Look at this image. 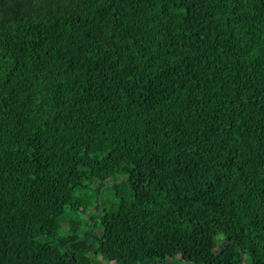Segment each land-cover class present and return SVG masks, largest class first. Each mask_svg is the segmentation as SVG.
<instances>
[{
  "label": "trees",
  "instance_id": "trees-1",
  "mask_svg": "<svg viewBox=\"0 0 264 264\" xmlns=\"http://www.w3.org/2000/svg\"><path fill=\"white\" fill-rule=\"evenodd\" d=\"M174 261L264 264V0H0V264Z\"/></svg>",
  "mask_w": 264,
  "mask_h": 264
},
{
  "label": "rangeland",
  "instance_id": "rangeland-1",
  "mask_svg": "<svg viewBox=\"0 0 264 264\" xmlns=\"http://www.w3.org/2000/svg\"><path fill=\"white\" fill-rule=\"evenodd\" d=\"M124 177H113V178H110L108 180V183H105V185H111L112 183H114L115 181L116 182H120L121 180H123ZM95 188V187H94ZM94 188H90L87 192H86V195L89 196L90 198V201H93L94 200V196L95 193H94ZM116 193V190L112 189V190H108L107 189V186L104 187V193L102 195V199H101V202L107 206L111 203H114L115 201H118V196L115 194ZM171 264H188V262H184V261H174L173 263Z\"/></svg>",
  "mask_w": 264,
  "mask_h": 264
},
{
  "label": "water",
  "instance_id": "water-1",
  "mask_svg": "<svg viewBox=\"0 0 264 264\" xmlns=\"http://www.w3.org/2000/svg\"><path fill=\"white\" fill-rule=\"evenodd\" d=\"M223 243H225V241Z\"/></svg>",
  "mask_w": 264,
  "mask_h": 264
}]
</instances>
